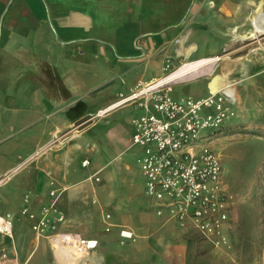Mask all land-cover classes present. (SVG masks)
I'll list each match as a JSON object with an SVG mask.
<instances>
[{"label":"crops","instance_id":"obj_1","mask_svg":"<svg viewBox=\"0 0 264 264\" xmlns=\"http://www.w3.org/2000/svg\"><path fill=\"white\" fill-rule=\"evenodd\" d=\"M243 1L0 0V179L11 173L0 183V215L12 221L11 234L0 231V264L49 252L23 209L39 215L51 190H62L58 231L98 239L93 264H185L179 224L159 215L146 193L143 150L132 140V119L144 110L130 103L93 115L139 82L163 77L168 57L178 67L234 44ZM209 73L176 80L173 91L193 86L176 99L208 96ZM112 79L114 89H95ZM77 113L90 118L74 129ZM105 217L114 229L97 237Z\"/></svg>","mask_w":264,"mask_h":264},{"label":"built area","instance_id":"obj_2","mask_svg":"<svg viewBox=\"0 0 264 264\" xmlns=\"http://www.w3.org/2000/svg\"><path fill=\"white\" fill-rule=\"evenodd\" d=\"M175 81L158 78L139 82L128 93L118 94L116 100L97 115H106L130 103L144 110L143 115L132 119L135 127L132 140L143 150L140 166L147 195L155 202L159 215L167 214L181 227L194 229L212 247L220 249L229 243L235 196L224 180L221 155L212 142L235 117L237 99L234 94L222 92L199 99L192 96L176 99L172 97ZM88 163L85 160L83 164ZM51 208L54 204L44 208L34 226L39 235L50 229L53 232L50 238L56 243L80 251L90 252L99 246L98 239L59 232L65 216L55 208V216L50 218ZM1 231L11 233L9 216L1 224ZM120 235L123 239L134 238L128 230H121Z\"/></svg>","mask_w":264,"mask_h":264},{"label":"rangeland","instance_id":"obj_3","mask_svg":"<svg viewBox=\"0 0 264 264\" xmlns=\"http://www.w3.org/2000/svg\"><path fill=\"white\" fill-rule=\"evenodd\" d=\"M253 1L258 2L259 0ZM251 49L259 50L252 55L253 57L251 56L252 60H244L246 64L244 68L242 60L248 57ZM218 56L229 57V63L233 67L230 79H233L235 84L232 87L235 96L238 91V100L234 105L235 117L224 125L212 142L214 149L221 155L224 180L229 191L235 196L228 230L229 243L220 249L214 248L194 229L183 228L179 225L177 229L183 232L182 238L185 245V251L179 257L181 256L185 264H264V35L245 43L237 40L234 44L225 46ZM180 67L181 64L173 67L172 59L168 57L164 66L165 75ZM98 68L99 64H97ZM219 72L218 68L216 73ZM203 78H205L204 81H209L208 77ZM113 81L112 79L95 89H114ZM190 88H193L191 84L176 86L172 97L187 95V89ZM196 88L206 89V82L199 81ZM97 112L93 115V117L96 116L94 119L101 117L97 115ZM76 115L80 122L74 129L86 124L90 118V115L84 116L79 113ZM122 118L123 115L120 114L118 119L122 121ZM67 141L60 143L59 146L62 147ZM50 144L48 146L51 147L54 142ZM129 157L125 156L127 159ZM4 179H6L5 176L0 181ZM61 191L51 190L50 203L42 208L39 215L30 213L27 207L23 209V213L28 214L33 220L32 230L34 232H36L34 226L42 217L44 208L54 204V208L50 211V218H54L55 215L52 217L51 213H55V208L62 212L57 206ZM108 213L110 211L106 209L105 214ZM110 221L111 219H106V217L105 220L101 219V226L94 235L99 237L111 234L114 226H111L109 231L105 230ZM48 230L43 237L45 245L49 247V252L43 256L32 255L29 264H64L54 253L52 254V245L49 241L53 232L49 233ZM103 244L105 243L100 242V246Z\"/></svg>","mask_w":264,"mask_h":264},{"label":"bare ground","instance_id":"obj_4","mask_svg":"<svg viewBox=\"0 0 264 264\" xmlns=\"http://www.w3.org/2000/svg\"><path fill=\"white\" fill-rule=\"evenodd\" d=\"M241 10L242 12L240 13L235 12V13L237 16L241 15L240 18L243 17L245 23L241 26V28L238 27L233 29V38L240 42L245 43L247 41L258 39L259 37L264 35V1L256 2V1L244 0ZM240 29H243L244 31L239 32ZM257 50L259 49H251L248 57H245L242 60V62H244V60H252L253 57L252 55L256 54ZM228 59L229 58H222L218 55H211V56L201 57L197 60H188L185 61L181 65V67L178 68L176 71L170 73L168 77H166L165 79L164 76L159 79H163V81L186 79L193 77L205 70H209L210 71L209 74L211 75V78L207 83V88L212 91L211 93L222 92L233 95L234 91L232 87L235 84L232 81L233 79L232 80L230 79L231 77L230 74H232L233 70L229 66ZM243 65L245 68L246 67L245 62L243 63ZM218 68L220 69V72L215 73V71ZM5 221L6 218L0 215V231H1V224ZM73 225H74L73 223H70L69 227L78 229ZM69 231L73 232V234L77 236H83L82 233L74 232L71 230ZM50 241L52 247L54 248L55 255L59 259H61V262L64 264H93V262L95 261L92 251L87 252V251H80L77 248L64 247L61 246V244L56 243L51 238Z\"/></svg>","mask_w":264,"mask_h":264}]
</instances>
